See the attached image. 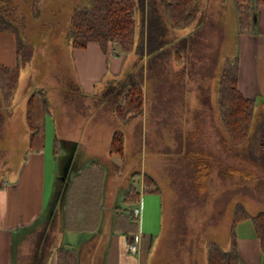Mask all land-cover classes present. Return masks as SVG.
<instances>
[{
    "label": "rangeland",
    "instance_id": "obj_1",
    "mask_svg": "<svg viewBox=\"0 0 264 264\" xmlns=\"http://www.w3.org/2000/svg\"><path fill=\"white\" fill-rule=\"evenodd\" d=\"M85 1L43 0L35 12L31 0L1 2L34 56L21 70L12 106L5 108L0 101L2 111L10 114L0 117V182H9L19 174L32 153L27 103L33 92L45 89L52 111L45 129L53 143V121L57 120L63 149L55 168V182L67 188L75 174L97 163L105 171L107 205L115 201L124 212L143 208L139 228L154 233L155 252L163 254L160 264H207L209 241L229 250L238 205L252 216L264 212V170L251 166L261 155L264 94L256 98L249 142L232 149V153L225 148L227 134L218 109L225 59L238 56L240 49L236 1L198 0L192 9L193 23L171 32L172 43L163 55L130 54L122 75L113 80L107 73L93 96L79 89L68 40L72 12ZM258 11L254 4V14ZM256 26L251 35H257ZM109 46L114 52L113 45ZM134 74L144 86L143 110L123 123L116 117L115 108L122 102L126 81ZM7 118L11 119L9 126ZM117 131L125 134L124 158L110 153L111 138ZM200 161L212 167L205 183L197 181ZM229 168H247L257 176L251 181L238 175L224 177L222 173ZM146 175L156 182L157 192L145 191ZM60 184L55 198L62 195ZM131 184L140 192L142 203L129 206L124 197ZM61 208L55 220L48 209L43 214L39 224L43 229L33 232L22 249H17L19 263L43 264L55 248L64 246L69 235L62 229L65 219ZM237 233L243 238L255 236L251 220L240 222ZM76 249L79 251V246Z\"/></svg>",
    "mask_w": 264,
    "mask_h": 264
},
{
    "label": "trees",
    "instance_id": "obj_2",
    "mask_svg": "<svg viewBox=\"0 0 264 264\" xmlns=\"http://www.w3.org/2000/svg\"><path fill=\"white\" fill-rule=\"evenodd\" d=\"M43 0H32V9ZM198 0H86L75 6L70 33L68 36L72 48H86L90 43H98L105 54L110 52L113 45V55L132 53L138 55H163L171 45V32L180 31L189 27L194 21L192 9ZM226 1V0H225ZM240 35L254 34V4L258 9L264 6V0H235ZM10 0H0V33H12L17 37L18 66L7 68L0 64V91L5 107H11L15 99L21 70L33 59L34 52L27 48L19 36V29L2 6ZM11 4V3H9ZM138 15L140 23H138ZM254 22V23H253ZM187 42V39L183 40ZM179 56V55H178ZM264 65V60H263ZM240 58H226L219 85L218 109L222 126L227 138L224 141L227 151L238 149L249 142L257 111V99H248L239 90ZM122 102L115 108L116 117L123 123L139 115L144 105V86L141 79L134 74L122 90ZM52 114L51 102L45 89H40L31 95L27 103L26 120L31 131V145L35 138L45 130L44 122ZM43 122H39L38 118ZM261 133V155L252 163V167L264 170V129ZM227 144H230V148ZM110 153L124 158L125 134L117 131L112 135ZM55 161L61 155V146L58 136L53 142ZM236 157V155H235ZM239 158V156H237ZM243 162L245 159L241 158ZM198 163L197 181L205 183L212 173L210 164ZM224 177L240 176L251 181L256 178L254 170L247 168H229ZM105 171L97 164L81 170L75 174L67 188L55 182L54 193L49 205V211L55 220L59 207L64 209L65 228L67 231H95L98 230L103 216V200L105 198ZM60 184L62 195L55 189ZM147 186V187H146ZM151 186L155 188H150ZM145 191L157 192L156 182L150 176H145ZM64 189V190H62ZM60 191V192H61ZM64 196L65 202H63ZM124 203L132 206L141 203V194L134 184H131L124 197ZM65 207V208H64ZM82 215V219H79ZM251 220L256 235L261 242L264 264V212L256 216L250 215L242 205L235 209L233 223L230 229V248L225 251L220 244L209 241L207 244V264H241L238 247L237 225L240 222ZM138 219L133 210L121 211L115 218L114 231L125 235L139 232ZM57 264H80L79 254L75 249L60 247L56 250Z\"/></svg>",
    "mask_w": 264,
    "mask_h": 264
},
{
    "label": "crops",
    "instance_id": "obj_3",
    "mask_svg": "<svg viewBox=\"0 0 264 264\" xmlns=\"http://www.w3.org/2000/svg\"><path fill=\"white\" fill-rule=\"evenodd\" d=\"M254 20L257 35H241L238 54L239 90L248 99H256L257 96L264 94V6L259 7ZM72 49L79 89L86 96L96 94L97 85L105 81L104 76L107 73L113 80L120 77L127 60L130 59L126 54L113 55L112 50L105 54L98 43H90L86 48ZM17 50L16 35L0 33V64L7 68L17 67L19 62ZM0 101H3L1 91ZM4 116L10 117V114L0 108V117ZM38 119L39 122H43L42 118ZM56 121V119L53 121L56 128L54 139L58 136ZM5 123L6 126L11 125V119L7 118ZM49 139L46 129L35 138L32 145L29 139L32 153L27 156L20 173L14 175L9 182H0V264H21L17 261V249H22V245L33 232H40L43 229L39 224L43 214L49 210V199L51 203L56 180L55 168L59 161V158L56 161L54 159L53 143ZM62 155L61 147L60 156ZM121 211H123L121 208L115 206V201L107 205L105 195L99 229L67 231L64 222L62 229L69 237L67 236L62 247L75 249L79 254L80 264H160L158 261L163 254L155 252L156 240L151 229L144 227L143 230L139 229L138 233L128 235L114 231L115 218ZM53 215L54 212L51 216ZM81 216L79 219H82ZM254 235L250 238L238 235V247L243 264H263L261 242L256 232ZM17 237L20 241H17ZM129 240L139 244L138 254L127 253L126 244ZM76 246H79V251ZM57 249L47 256L43 264H57Z\"/></svg>",
    "mask_w": 264,
    "mask_h": 264
},
{
    "label": "built area",
    "instance_id": "obj_4",
    "mask_svg": "<svg viewBox=\"0 0 264 264\" xmlns=\"http://www.w3.org/2000/svg\"><path fill=\"white\" fill-rule=\"evenodd\" d=\"M133 214H134V217L139 220L142 215L141 208L137 207L135 210H133ZM126 251L128 254H131V255L138 254L140 252L139 244L134 240H129L126 244Z\"/></svg>",
    "mask_w": 264,
    "mask_h": 264
}]
</instances>
